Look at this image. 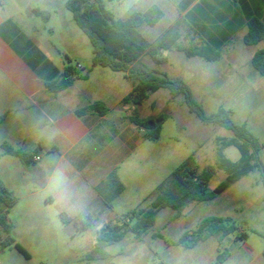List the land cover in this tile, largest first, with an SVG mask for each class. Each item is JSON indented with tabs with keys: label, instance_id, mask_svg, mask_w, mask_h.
<instances>
[{
	"label": "crops",
	"instance_id": "obj_1",
	"mask_svg": "<svg viewBox=\"0 0 264 264\" xmlns=\"http://www.w3.org/2000/svg\"><path fill=\"white\" fill-rule=\"evenodd\" d=\"M9 1L13 3L1 0L0 4V165L7 172H15L17 178L11 180V185L1 181L17 197V204L47 211L29 217L43 225H47L52 214L66 228L80 231L76 221L90 217V224L84 230L88 234L87 247L75 250L81 252L77 257L86 260L101 228L122 217L115 207V201L126 190L119 174L121 166L146 142L154 141L144 140L143 130L130 121V104L122 107V100L133 87L124 73L93 67L91 63L89 70L79 72L80 76L69 87L52 89L50 84L62 78L68 59L72 60L68 52L54 43L55 11L48 10L51 14L46 22L33 13L34 9L47 11L38 2ZM135 1L134 10L147 11L157 6L164 12L154 27L140 28V31L159 28L155 39L142 33L150 41L155 42L170 29H176L180 39L186 38L193 46L207 43L221 51V57H242V49L235 43L244 44L248 22L257 18L264 23V0ZM64 20L65 24L69 22L67 15ZM259 44L262 45L258 50L264 49V40ZM73 66L78 71L83 69L80 63ZM95 102L104 103L107 111L76 114L78 109ZM5 145L23 151L31 157L30 161L24 163L6 153ZM37 156L39 160L35 159ZM113 173L124 186L118 195L112 186H101ZM152 189V186L140 189L134 203L147 201L153 195ZM109 199L111 207L106 204ZM5 211L6 206L0 201V216ZM62 215L71 221L64 222ZM182 217L183 213L178 218L173 215L164 225L161 233L164 248L150 252L158 258L154 264H211L219 249L224 248L229 251L224 264H264V245L257 244L258 239L252 241L249 235L244 241H237L236 235L222 242L210 238L190 249L169 245L186 231L177 235L169 233L171 221ZM7 222L12 224L9 216ZM254 234L263 235L257 230ZM111 246L107 248L110 258L113 257ZM107 260L90 262L104 264Z\"/></svg>",
	"mask_w": 264,
	"mask_h": 264
},
{
	"label": "rangeland",
	"instance_id": "obj_2",
	"mask_svg": "<svg viewBox=\"0 0 264 264\" xmlns=\"http://www.w3.org/2000/svg\"><path fill=\"white\" fill-rule=\"evenodd\" d=\"M33 1L47 8V11H55L52 20L56 30L54 43L70 54L72 65L81 64L83 69L79 72L86 73L91 67L93 47L90 39L74 21L73 14L63 6L68 0ZM105 4L116 19H123L134 10L136 1L106 0ZM64 15L69 19L67 24ZM141 32L151 39L159 36V28H144ZM179 44L186 47L191 45L186 38L180 39ZM261 45L246 46L236 42L235 46L242 49L240 58L223 56L209 62L198 57L188 58L184 53L172 49L166 52V64L157 65L148 56L143 57V62L150 68L167 74L171 80L181 77L190 86L195 101L202 105L206 115L214 114L220 108L230 110L233 122L236 125H246L264 145V77L253 70L250 63L251 56ZM125 106L127 107L122 104V107ZM130 106V115L152 117L165 114L168 118L162 125L159 140L146 142L136 155L121 166L119 174L126 190L115 201L120 216H125L133 208L149 209L157 194V186L165 183L164 189H171L173 170L191 154H194L201 169L208 165L216 166L217 138L233 137V133L225 128L202 123L189 111L182 96L172 100L166 89L151 94L141 106ZM225 153L234 162L240 159V153L234 147L226 149ZM260 161L264 168V148L260 152ZM263 175L264 169H256L214 200L190 204L181 219L171 221L169 233L177 235L195 228L207 216H220L230 218L252 241L258 239L257 244L264 245ZM16 178L15 172H7L0 165V180L9 185ZM225 178L226 172L218 169L208 189L213 191ZM148 186L153 187V195L147 201L134 203L137 192ZM132 204H135L134 207H130ZM43 212L47 211L34 210L25 203L16 204L11 209L8 216L13 225L14 236L28 248L31 258L27 259L13 247L0 246V264H92L77 257L81 252L75 251L87 247V232L75 231L73 227L66 228L62 220L52 214L49 215L47 225L29 218L30 215H40ZM173 215L175 213L170 208L160 210L155 226L147 234L138 236L128 233L123 241L111 246L109 251L113 257L104 264L156 263L158 258L150 252L164 248L161 238L156 235L162 233L164 225ZM133 224L134 221L129 222L130 226ZM256 230L263 235L256 236ZM167 239L170 240L171 237L168 236Z\"/></svg>",
	"mask_w": 264,
	"mask_h": 264
},
{
	"label": "trees",
	"instance_id": "obj_3",
	"mask_svg": "<svg viewBox=\"0 0 264 264\" xmlns=\"http://www.w3.org/2000/svg\"><path fill=\"white\" fill-rule=\"evenodd\" d=\"M105 1L68 0L65 7L73 14L74 21L91 41L93 47L92 66L122 72L132 83V91L124 97L122 104L140 106L150 98L151 94L160 89H166L172 100L182 96L189 111L195 114L202 123L225 128L233 133V137L217 138L216 166L208 165L201 169L194 154H191L173 170L171 189L165 190V183L158 186L157 194L149 209L132 210L114 222L104 225L98 232L94 248L86 256L88 261L109 259L110 253L107 248L123 241L128 233L138 236L147 234L155 226L160 210L170 208L178 218L190 204L214 200L242 177L256 169L260 171L264 169L260 161V152L264 148L263 143L247 129L246 125H236L232 120L230 110L220 108L216 113L206 115L202 105L195 101L190 86L181 77L171 80L165 73H162L165 75L164 78L157 76L155 73L160 72L143 62V57L148 56L157 65L166 64L168 57L165 53L172 49L184 53L188 58L198 57L211 62L221 58V51L207 43L200 46H182L179 44L180 33L176 29H170L158 40L152 42L142 34L140 28L143 26L154 27L164 17V12L159 7L152 6L147 11L132 10L126 18L116 19L106 7ZM33 13L46 22L51 14L49 11L39 9H34ZM247 28L248 31L244 36L246 46H256L264 40V23L259 19L252 18L248 22ZM67 63L62 78L50 84V87L55 91L69 87L73 80L80 76L70 59ZM252 66L264 77V49L254 53ZM106 111L107 106L104 103L95 102L78 109L76 114L78 116L90 112L104 114ZM167 118L168 116L165 114L147 118L133 114L130 121L143 130L144 140L157 141L160 138L162 125ZM1 120L2 118H0V122ZM230 147L236 148L240 153V159L237 162L232 161L225 153L226 149ZM4 149L6 153L19 158L24 163L30 161L31 157L21 150L13 149L7 145L4 146ZM218 169L226 172V178L213 191H210L208 185ZM103 185L112 186L116 195L124 190L123 184L114 173L101 186ZM0 201L6 206L5 213L0 216L1 248L13 247L30 259V253L14 237L13 225L7 222L8 214L11 208L17 204L18 199L1 180ZM106 204L111 207V199L107 200ZM62 217L64 222L71 221L64 215ZM89 220L90 217L78 220L75 225L79 230H86L90 224ZM130 221H134L131 226L129 225ZM230 235H236L237 241H244L248 237V234L242 231L230 218L207 216L195 228L184 231L178 239L168 244L190 249L210 238H217L219 242H222ZM156 236L163 238L161 234ZM228 256V249H219L216 260L211 264H224Z\"/></svg>",
	"mask_w": 264,
	"mask_h": 264
},
{
	"label": "water",
	"instance_id": "obj_4",
	"mask_svg": "<svg viewBox=\"0 0 264 264\" xmlns=\"http://www.w3.org/2000/svg\"><path fill=\"white\" fill-rule=\"evenodd\" d=\"M157 76H160V77H165V75L164 74H162V73H155Z\"/></svg>",
	"mask_w": 264,
	"mask_h": 264
},
{
	"label": "built area",
	"instance_id": "obj_5",
	"mask_svg": "<svg viewBox=\"0 0 264 264\" xmlns=\"http://www.w3.org/2000/svg\"><path fill=\"white\" fill-rule=\"evenodd\" d=\"M35 159H36V160H39V159H40V157H39V156H37Z\"/></svg>",
	"mask_w": 264,
	"mask_h": 264
}]
</instances>
